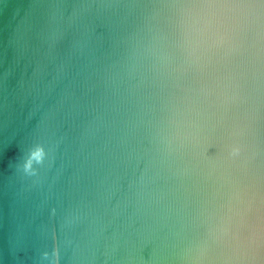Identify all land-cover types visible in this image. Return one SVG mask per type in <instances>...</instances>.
I'll use <instances>...</instances> for the list:
<instances>
[{"label": "water", "instance_id": "95a60500", "mask_svg": "<svg viewBox=\"0 0 264 264\" xmlns=\"http://www.w3.org/2000/svg\"><path fill=\"white\" fill-rule=\"evenodd\" d=\"M54 250L264 264V0H0V264Z\"/></svg>", "mask_w": 264, "mask_h": 264}, {"label": "clouds", "instance_id": "9594fccd", "mask_svg": "<svg viewBox=\"0 0 264 264\" xmlns=\"http://www.w3.org/2000/svg\"><path fill=\"white\" fill-rule=\"evenodd\" d=\"M235 135V133H233ZM215 143L211 139V134L206 136H201L199 133L192 137V147L194 150V156L203 163L215 164L220 158L211 154V150L215 148ZM227 155L225 159L230 161H236L241 157L243 152V146L236 141H233L226 145ZM45 156V152L42 147H37L30 153L29 161L25 163V172L30 175H35L36 173L32 170L31 161L42 162ZM42 258L49 260V264H58V252L56 250L50 254L45 252L42 254Z\"/></svg>", "mask_w": 264, "mask_h": 264}]
</instances>
